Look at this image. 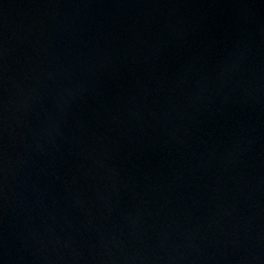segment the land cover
<instances>
[{
    "label": "water",
    "instance_id": "obj_1",
    "mask_svg": "<svg viewBox=\"0 0 264 264\" xmlns=\"http://www.w3.org/2000/svg\"><path fill=\"white\" fill-rule=\"evenodd\" d=\"M0 264H264V0H0Z\"/></svg>",
    "mask_w": 264,
    "mask_h": 264
}]
</instances>
